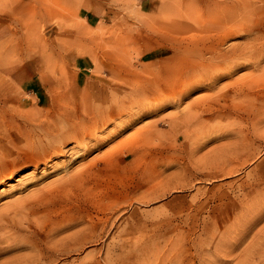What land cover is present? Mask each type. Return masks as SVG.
Returning a JSON list of instances; mask_svg holds the SVG:
<instances>
[{"label": "rangeland", "instance_id": "374dc122", "mask_svg": "<svg viewBox=\"0 0 264 264\" xmlns=\"http://www.w3.org/2000/svg\"><path fill=\"white\" fill-rule=\"evenodd\" d=\"M262 45L264 0H0V264H264Z\"/></svg>", "mask_w": 264, "mask_h": 264}, {"label": "bare ground", "instance_id": "6f19581e", "mask_svg": "<svg viewBox=\"0 0 264 264\" xmlns=\"http://www.w3.org/2000/svg\"><path fill=\"white\" fill-rule=\"evenodd\" d=\"M237 14H238V13H237ZM207 31H208V30H207ZM261 32H262V30H261ZM195 33H196V32H195ZM174 35H175V34H174ZM174 35L172 34V36H174ZM185 35H186V34H185ZM196 35H197V34H196ZM258 36L260 37V35H258ZM180 37H181V36H180ZM185 37H186V36H185ZM187 37H188V36H187ZM173 38H174V37H173ZM173 38H172V39H173ZM174 39H175V38H174ZM253 39H254V38H253ZM253 39H252V40H253ZM256 39H257V36H255V40H256ZM176 40H177V39H176ZM183 40H184V39H182V41H183ZM252 40H251V41H252ZM257 40H258V39H257ZM251 41H250V42H251ZM257 42H258V41H257ZM212 43H213V42H212ZM253 43H255V42H253ZM261 43H262V42H261ZM249 44H250V43H249ZM255 45H256V44H255ZM257 45H259V44H257ZM204 46H205V45H204ZM246 46H248V45H246ZM250 46H251V45H250ZM262 46H264V45H262ZM262 46H261V47H262ZM244 47H245V46H244ZM248 47H249V46H248ZM251 47H253V46H251ZM251 47H250V49H251ZM257 47H258V46H257ZM208 48H209V47H208ZM242 48H243V47H242ZM254 48H255V46H254ZM244 49H245V51H247V48H246V47H245ZM250 49H249V50H250ZM258 49H259V48H258ZM262 49H264V48H262ZM262 49H259V50H262ZM232 50H233V48H232ZM249 50H248V51H249ZM201 51H202V50H201ZM243 51H244L243 49H241V48L239 49V48H238V49H234V50H233V53H238V52H239L238 54H240V53H242ZM245 51H244V52H245ZM257 51H258V50H257ZM203 52H204V51H203ZM213 52H214V51H213ZM215 52H216V51H215ZM261 52H262V53L260 54V56H261V58H262V56H264V51H261ZM211 53H212V52H211ZM229 53H230V51H229ZM245 53H246V52H245ZM251 53H252V51H251ZM207 54H208V53H207ZM219 54H220V53H219ZM219 54H217V55L215 54V55H213V56H216L215 58H219V57H218ZM238 54H236L235 56H237ZM247 54H248V53H247ZM252 54H253V53H252ZM254 54H255V53H254ZM225 55H226V54H225ZM225 55H221V57H220L223 61H227V58H228V57H226V56H228V55H226V56H225ZM243 55H244V54H243ZM256 55H258V54H256ZM233 56H234V55H232V56H230V57L233 58ZM235 56H234V58L236 59ZM238 56H239V55H238ZM246 56H247V55L245 54L244 57L246 58ZM239 57H241V55H240ZM257 57H258L259 59H261L259 56H257ZM242 58H243V57H242ZM255 58H256V57H255ZM199 59H200V58H199ZM211 59H214V58L211 57ZM253 59H254V58H253ZM253 59H252V60H253ZM201 60H202V59H201ZM208 60H210V59H208ZM232 60H234V59H232ZM232 60H231V61H232ZM239 60H240V59H239ZM245 60H246V59H245ZM245 60H244V61H245ZM262 60H264V59H262ZM262 60H261V61H262ZM216 61H217V59H216ZM214 62H215V61H214ZM220 62L222 63V61H220ZM220 62H219V63H220ZM232 62H233V61H232ZM232 62H231V63H232ZM234 62H235V61H234ZM234 62H233V63H234ZM236 62H238V61L236 60ZM247 62H248V61H247ZM217 63H218V62H216V65H215L214 63H211V64H210V63L208 62V64H209L208 66L201 65V66H199V67H197L195 64H190V63L188 64V63H187V66H183L182 71H183V73H184V71H185V69H186V71L189 72V73H187V76H186V77H184V74H183V77H184L185 80L188 81V79L190 78V74H191V73H194V72L199 73V72H200V73H201V74L199 73L200 76H202L203 74H204V75H205V74H206V75L208 74L209 76H211L210 78L207 77V79L210 80V82L212 83V82L215 81V80H214V76H213L214 72L217 73V72H219L218 69H221V67L218 68ZM221 63H220V64H221ZM233 63H232L230 66H232ZM238 63H239V62H238ZM243 63H244V62H243ZM260 63H261V62H260ZM202 64H203V63H202ZM212 64H214V65H212ZM240 64H241V62H240ZM240 64H239V66H240ZM245 64H246V62H245ZM225 65H226V64H225ZM258 65L260 66L259 63H258ZM258 65H257V66H258ZM233 66H234V65H233ZM236 66H238V65H236ZM239 66H238V67H239ZM242 66H243V65H242ZM224 67H226V66H224ZM224 67H223V68H224ZM243 67H244V66H243ZM223 68H222V69H223ZM231 68H232V67H231ZM255 68H256V67H255ZM257 68H258V67H257ZM262 68H264V66H262ZM262 68L260 67V69H262ZM258 69H259V68H258ZM258 69H257V71H258ZM260 69H259V71H260ZM195 70H196V71H195ZM216 71H217V72H216ZM229 71H230V70H229ZM221 72H222V71H221ZM224 72H225V71H224ZM262 72H264V69H262ZM196 73H194V75H195ZM252 73H253V72H252ZM255 73H256V72H255ZM219 75H220V74H219ZM248 75H251V74H248ZM174 76H176V75H174ZM226 76H227V75H226ZM255 76H257V77H256L257 80L260 79V78L258 77V75H255ZM259 76H261V74H260ZM183 77H181V75H180V77H179L178 79L183 78ZM191 77H192V75H191ZM194 77H196V76H194ZM176 78H177V77H176ZM248 78L251 79L250 76H249ZM248 78H247V80H249ZM261 78H264V77H261ZM155 79H156V78H155ZM155 79H154V80H155ZM253 79H255V77H254ZM182 80H183V79H181V81H182ZM238 80H239V79H238ZM241 80H244V78H242ZM241 80H239V81H241ZM181 81L179 82V81H177V79H174V80L171 79V80L168 82V84H167L166 86L164 85V87H163V86H162V87L164 88V90H168V91H171V93H174L173 95H177V97L179 96L178 98H176V99H178V100H181L185 94H187V93H189V92H191V91H193V90H196V89H201V87H204L203 84L195 85V86H190V85L187 84V86L184 85V86H183V89H181V87H180V88L178 87V86H180ZM239 81L236 80V81H235V84H236V82L238 83ZM244 81H245V80H244ZM150 82L152 83V81H150ZM242 82H243V81H242ZM253 82L255 83V81H253ZM253 82H252V80H251L252 85H254ZM256 82H259V81H256ZM182 83H183V82H182ZM195 83H196V81H195ZM211 83H210V84H211ZM216 83H217V82H216ZM232 83H233V82H232ZM244 83H245V82H244ZM260 83H261V82H260ZM148 84H150V83L148 82ZM152 84H153V83H152ZM156 84H157V83H156ZM156 84H155V85H156ZM183 84H184V83H183ZM235 84H234V85H235ZM239 84H240V83H239ZM247 84H248V82H247ZM249 84H250V83H249ZM157 85H158V84H157ZM157 85H156V86H157ZM193 85H194V84H193ZM149 86H151V85H149ZM156 86H155V89H154V90L157 91V93H162V92H161L162 89H161L160 87H156ZM206 86H207V85H206ZM212 86H213V83H212ZM228 86H229V85H228ZM245 86H246V84H245ZM245 86H244V87H245ZM255 86H256V84H255ZM176 87L179 88V92H176V89H175ZM231 87H232V86H231ZM233 87H234V86H233ZM237 87H238V85H237ZM152 88H153V87H152ZM204 88H208V87H204ZM249 88H250V87H249ZM253 88H254V87H253ZM140 89H142V88H140ZM150 89H151V88H150ZM238 89H239V88H237V90H238ZM240 89H243V88H240ZM261 89H262V88H261ZM164 90H163V91H164ZM220 90H221V89H220ZM244 90H245V89H244ZM244 90H243V91H244ZM246 90H247V89H246ZM255 90H256V89H255ZM135 91H136V90H135ZM137 91H138V92L140 91L139 88H138ZM137 91H136V92H137ZM155 91H154V92H155ZM218 91H219V90H218ZM233 91H235V90L233 89ZM241 91H242V90H241ZM248 91H249V89H248ZM136 92H135V93L133 92V94H135V96H137V95H136ZM138 92H137V93H138ZM151 92H152V91H151ZM239 92H240V91H239ZM130 93H131V92H130ZM130 93H129V94H130ZM139 93L141 94V92H139ZM169 93H170V92H169ZM229 93H230V92H229ZM233 93H234V92H233ZM246 93H247V92H246ZM142 94H143V93H142ZM162 94H163V93H162ZM224 94H225V93H224ZM236 94H237V93H236ZM146 95H149V94L147 93ZM163 95H164V94H163ZM211 95L213 96V94H211ZM219 95H220V94H219ZM243 95H245V93H243ZM243 95H242V98H243ZM140 96H141V95H140ZM150 96H151V93H150ZM150 96H149V97H150ZM156 96H157V95H156ZM158 96H159L160 99L163 98V97H162L161 95H159V94H158ZM158 96H157V98H156V97H155V98L158 99ZM169 96H170V95H169ZM171 96H172V95H171ZM171 96H170V98H171ZM215 96H216V95H215ZM220 96H221V95H220ZM235 96H236V95H235ZM246 96H247V95H246ZM246 96H245V97H246ZM137 97H138V96H137ZM137 97H134V98H137ZM142 97H144V96H142ZM142 97H141V100H143ZM147 97H148V96H147ZM151 97H152V96H151ZM151 97H150V98H151ZM172 97H173V96H172ZM240 97H241V96H240ZM167 98H168V97H167ZM170 98H168V99H170ZM173 98H174V97H173ZM201 98H202V97H201ZM127 99H128V98H127ZM165 99H166V98L164 97V101H165ZM208 99H209V98H208ZM147 100H148V99H147ZM152 100H153V99H152ZM162 100H163V99H162ZM178 100H177V101H178ZM205 100H206V99H205ZM219 100H220V99H219ZM128 101H129V100H128ZM134 101H137V100L134 99ZM134 101H131V102H132V103H131V106L133 105ZM153 101H154V100H153ZM170 101H171V100H170ZM172 101H173V100H172ZM122 102H123V101H122ZM125 102H127V101H125ZM139 102L141 103V101H139ZM149 102H150V100H149ZM157 102H158V100H157ZM160 102L162 103V101H160ZM168 102H169V101H168ZM168 102H166V103H168ZM175 102H176V101H175ZM201 102H202V99H200V100L197 99V100H195V101H192V102H191V105H194L195 107L200 108L199 105H200ZM206 102H208V101H206ZM219 102H220V101H219ZM120 103H121V102H120ZM120 103H119V104H120ZM137 103H138V102H137ZM137 103H136V105H137ZM140 103H139V105H140ZM142 103L145 104V100H144V102L142 101ZM147 103H148V102H147ZM154 103H155V102H154ZM172 103H173V102H172ZM178 103H179V102H178ZM204 103H205V102H204ZM123 104H124V102H123ZM144 104H143V107H144ZM150 104H151V103H150ZM189 104H190V102H189ZM212 104H213V103H212ZM127 105H128V103H127ZM146 105H147V104H146ZM153 105H154V104H153ZM153 105H151V106H153ZM155 105H156V104H155ZM191 105H189V106L191 107ZM110 106H112V105H110ZM129 106H130V103H129V105H128V108L131 109V106H130V107H129ZM133 106H134V105H133ZM140 106H142V105H140ZM140 106H139V107H140ZM187 106H188V104H187ZM200 106H203V105H200ZM210 106H211V105H210ZM143 107H140V108H143ZM148 107H149V106H148ZM212 107H213V106H212ZM100 108H101V106H100ZM105 108H106V107H105ZM107 108H108V107H107ZM110 108H111V107H109V110H110ZM152 108L154 109V106H153ZM152 108H151V109H152ZM185 108H186V107H185ZM202 108H203V107H201V109H202ZM205 108H206V106H205ZM98 109H99V108H98ZM144 109H147L146 106H145ZM148 109H149V108H148ZM148 109H147V110H148ZM183 109H184V108H183ZM203 109H204V108H203ZM206 109H207V108H206ZM206 109H205V110H206ZM218 109H219V108H218ZM101 110H102V109H101ZM107 110H108V109H107ZM109 110H108V111H109ZM113 110H114V109H113ZM117 110H118V109H117ZM185 110H186V109H185ZM199 110H200V109H199ZM205 110H204V111H205ZM211 110H212V109H211ZM94 111H95V110H94ZM108 111H106V114H105L104 112H103L104 114H102V112H101L100 114H98V116H94L95 113L93 112L94 115L91 116V117H88L89 120H90V122H88V124L92 122V124L95 125V124H97V122H102V126L106 125L107 122H109V121H108V118H109V117H110V118L113 117V115L110 116L112 113H110V112H108ZM110 111L112 112V110H110ZM118 111H122V110H120V107H119V110H118ZM125 111H126V110H125ZM125 111H124V112H125ZM151 111H152V110H151ZM153 111H154V110H153ZM196 111H197V110H196ZM202 111H203V110H202ZM202 111H199L198 114H199L200 112H202ZM65 112H66V111H65ZM72 112H74V111H72ZM96 112L98 113V111H96ZM99 112H100V111H99ZM107 112H108V113H107ZM114 112H115V111H114ZM116 112H117V111H116ZM127 112H128V111H126V113H127ZM205 112H208V111H205ZM209 112H210V111H209ZM215 112H217V111L215 110ZM87 113H88V112H87ZM87 113H86V114H87ZM118 113L120 114V112H117L116 115H118ZM128 113H129V112H128ZM146 113H147V112H146ZM194 113H196V112L194 111ZM213 113H214V112H213ZM66 114H67V113H66ZM69 114H70V113H69ZM74 114H75V113H74ZM83 114H84V113H83ZM101 114L104 115V116H100ZM183 114H184V113H183ZM202 114H203V113H202ZM222 114H223V113H222ZM70 115H72V114H70ZM114 115H115V114H114ZM130 115H131V114H129L128 116H130ZM132 115H133V114H132ZM134 115H136V113H134ZM194 115L196 116V114H194ZM206 115H208V114H206ZM68 116H69V115H68ZM72 116H73V115H72ZM87 116H88V115H87ZM183 116L185 117L186 115H183ZM201 116H202V115H201ZM187 117H188V116H187ZM197 117H198V116H197ZM212 117H213V116H212ZM79 118H80V117H79ZM86 118H87V117H86ZM176 118H177V117H176ZM195 118H196V117H195ZM201 118H202V117H201ZM215 118H216V117H215ZM69 119H70V117H69ZM71 119H73V118H71ZM71 119H70V120H71ZM82 119H83V118H82ZM178 119H179V117H178ZM182 119H184V118L182 117ZM182 119H181V120H182ZM203 119H204V118H203ZM87 120H88V119H87ZM104 120H106V121H104ZM110 120H111V119H110ZM112 120H113V119H112ZM127 120H128V118H127ZM127 120H126V122H127ZM197 120H198V119H197ZM76 121H77V120H76ZM85 121H86V120H85ZM85 121H84V123H85ZM129 121H131V120H129ZM187 121H188V120H187ZM202 121H203V120H202ZM205 121H206V120H204V122H205ZM81 122H82V121H81ZM179 122H180V121H179ZM184 122H185V121H184ZM193 122H194V121H193ZM193 122H192V123H193ZM195 122H196V121H195ZM195 122H194V123H195ZM199 122H200V121H199ZM169 123H170V122H169ZM177 123H178V122H177ZM177 123H176V124H177ZM185 123H186V122H185ZM194 123H193V124H194ZM201 123H203V122H201ZM78 124H79V122H78ZM81 124H82V123H81ZM86 124H87V123H86ZM86 124H84V125H86ZM99 124H100V123H99ZM125 124H126V123H125ZM178 124H179V123H178ZM199 124H200V123H199ZM84 125H83V126H84ZM100 125H101V124H100ZM107 125H108V124H107ZM122 125H123V124H122ZM81 126H82V125H81ZM83 126H82V127H83ZM89 126H90V124H89ZM181 126H182V125H181ZM90 127H91V126H90ZM104 127H106V126H104ZM124 127H125V126H124ZM189 127H190V125H189ZM76 128H77V127H76ZM95 128H96V127H95ZM100 128H101V127H100ZM100 128H99V130H100ZM106 128H107V127H106ZM106 128H105V129H106ZM181 128H182V127H180V129H181ZM82 129H83V128H82ZM82 129H81V130H82ZM49 130H52V128H51V129L49 128ZM60 130H62V129H60ZM70 130H72V129H70ZM70 130H68V131H70ZM73 130H74L73 133H74L75 131L77 132V130H75V128H74ZM78 130H80V129H78ZM81 130H80V131H81ZM95 130H96V129H95ZM177 130H179V129H177ZM80 131H78V132L80 133ZM83 131H84V130H83ZM101 131H103V130H101ZM111 131H112V130H111ZM208 131H209V130H208ZM49 132H50V131H49ZM76 132H75V133H76ZM85 132H86V131H85ZM87 132H88V131H87ZM87 132H86V133H87ZM91 132H92V131H91ZM94 132H95V131H94ZM97 132H98V131H97ZM106 132H107V131H106ZM114 132H115V131H114ZM52 133H53V131H52ZM58 133H59V131H58ZM79 133H76V134H79ZM81 133H84V132H81ZM49 134H50V133H49ZM65 134H66V133H65ZM65 134H64V135H65ZM56 135H57V134H56ZM72 135H73V134H72ZM80 135H81V134H80ZM92 135H93V134H91V136H92ZM111 135H112V133H111ZM73 136H75V134H74ZM77 136L79 137V135H77ZM83 136H85V135H83ZM83 136H82V138H83ZM59 137H60V136H59ZM64 137H65V136H64ZM67 137H68V135H67ZM78 137H76V138L79 139ZM133 137H134V136H133ZM56 138H57V137H56ZM72 138H73V137H71L70 139H72ZM82 138L79 139V141H78L79 144H80V143L82 144V142H83V144H85V142L83 141L84 139H82ZM89 138L91 139V137H89ZM108 138H109V137H108ZM108 138H107V139H108ZM77 139H76V140H77ZM53 140H54V138H53ZM73 140H74V138H73ZM87 140H88V139H87ZM102 140H103V139H102ZM54 141H55V140H54ZM71 141H72V140H71ZM93 141H94V140H93ZM58 142H59V141H58ZM58 142H56V143H58ZM74 142L76 143L77 141L74 140ZM95 142H97V141L95 140ZM132 142H133V141H132ZM38 143H39V142H38ZM54 143H55V142H54ZM61 143L64 145V142H63V141H62ZM86 144H87V143H86ZM88 144H89V143H88ZM95 144H96V143H95ZM98 144H99V143H98ZM45 145H46V143H45ZM89 145H90V144H89ZM91 145H92V143H91ZM46 146H47V145H46ZM78 146H79V145H78ZM84 146H85V145H84ZM84 146H83V148H84ZM93 146H94V145H93ZM119 146H120V145H119ZM47 147H49V146H47ZM55 147H56V146H55ZM62 147H63V146H62ZM79 147H81V146H79ZM41 148H42V147H41ZM49 148H50V147H49ZM60 148H61V146H60ZM81 148H82V147H81ZM85 148H86V147H85ZM90 148H92V146H90ZM94 148H95V147H94ZM50 149H51V148H50ZM50 149H49V150H50ZM58 149H59V148H58ZM77 149H78V148H77ZM79 149H80V148H79ZM87 149H88V148H87ZM87 149H86V150H87ZM43 150H44V149H43ZM45 150H46V149H45ZM49 150H48V151H49ZM56 150H57V149H56ZM38 151H39V149H38ZM38 151H37V152H38ZM50 151H51V150H50ZM40 152H41V151H40ZM44 152L47 153L46 151H44ZM81 152H82V150H81ZM30 153H31V152H30ZM52 153H53V152H52ZM54 153H55V152H54ZM78 153H79V152H78ZM50 154H51V152H50ZM79 154H80V153H79ZM34 155H35V154H34ZM34 155H33V156H34ZM102 155H103V154H102ZM41 156H42V155H41ZM45 156H47V155L45 154ZM50 156H51V155H50ZM36 157H37V156H36ZM39 157H40V156H39ZM47 157H48V156H47ZM42 158L44 159V157H42ZM42 158H41V159H42ZM48 158H49V157H48ZM39 159H40V158H39ZM41 159H40V161H41ZM50 159H51V158H50ZM33 160H34V159H33ZM45 160H46V159H45ZM47 160H49V159H47ZM9 162H11V161H9ZM37 162H38V161H37ZM42 162H43V161H42ZM44 162H46V161H44ZM1 164H2V162H1ZM2 165H4V163H3ZM2 165H1V167H2L1 169H4L5 167L3 168ZM36 165H37V164H36ZM4 166H5V165H4ZM6 166H7V165H6ZM11 168H12V167H11ZM85 169H86V168H85ZM85 169H84V170H85ZM12 170H13V169H12ZM12 170H11V172H13ZM7 171H8V169H6V172L3 171L1 175L4 176V177H7V176H9V175H12L11 172H7ZM73 172H74V171H73ZM75 174H76V173H75ZM78 174H79V173H78ZM71 175H72V174H71ZM71 175H70L69 177H71ZM2 176H1V177H2ZM11 178H12V177H11ZM63 178H64V177H63ZM71 178H73V176H72ZM64 179H65V178H64ZM64 179H60L59 181L63 182ZM66 179H67V178H66ZM66 179H65V180H66ZM78 179H79V178H78ZM78 179H77V180H78ZM70 180H71V179H70ZM73 180H74V178H73ZM59 181H56V184H59ZM68 181H69V180H68ZM1 182H2V181H1ZM1 182H0V183H1ZM72 182H73V181H72ZM77 182H78V181H77ZM54 183H55V182H54ZM54 183H53V184H54ZM63 183H65V182H63ZM66 183H67V181H66ZM66 183H65V187H67V186H66ZM53 184H52V185H53ZM56 184H55V185H56ZM60 186H61V184H60ZM62 187H63V185H62ZM69 187H70V186H69ZM69 187H68V188H69ZM57 188H59V187H57ZM60 188H61V187H60ZM60 188H59V189H60ZM46 189H47V188H46ZM59 189H58V191H59ZM70 189H71V187H70ZM47 190H48V189H47ZM47 190H46V191H47ZM38 192L41 193V194H42V193L44 194V193H45V190H44V191H41V190L39 191V190H38ZM59 192H60V191H59ZM38 196H39V195H38ZM39 197H40V196H39ZM20 201H21V200H20ZM10 202H11V201H10ZM12 204H14V203H12ZM17 205H18V203H17ZM6 206H7V205H6ZM13 207H14V206H13ZM13 207H12V208H13ZM2 208H3V207H2ZM2 208H0V210H2ZM17 210H18V209H17ZM18 211H21V209H19ZM0 212H1V211H0ZM6 212H7V211H6ZM2 213H3V212H2ZM2 213H1V214H2ZM1 227H2V225H1ZM259 256H261V255H259Z\"/></svg>", "mask_w": 264, "mask_h": 264}]
</instances>
